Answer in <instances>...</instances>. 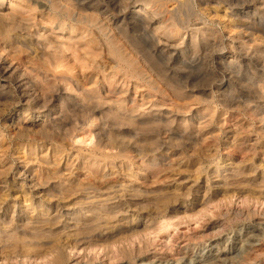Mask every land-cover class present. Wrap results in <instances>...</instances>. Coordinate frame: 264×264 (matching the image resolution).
I'll use <instances>...</instances> for the list:
<instances>
[{
  "label": "rangeland",
  "instance_id": "374dc122",
  "mask_svg": "<svg viewBox=\"0 0 264 264\" xmlns=\"http://www.w3.org/2000/svg\"><path fill=\"white\" fill-rule=\"evenodd\" d=\"M87 1L100 10L108 8L115 34L99 20L89 33V27L74 20L51 33L50 0H42L44 10L26 0L2 6L6 12L33 16L37 25L32 29L56 42L82 37L77 50L61 46L65 67L58 71L77 77L85 89L95 81L91 96L98 102L62 101L68 125L54 130L57 144L18 138L9 124L15 113L9 110L0 120V174L12 175L27 165L34 176L51 174V185L59 176L82 181L86 170L110 173L109 184L100 183L103 192L97 194L115 193L120 203L115 205L118 198L111 201L109 212L117 218L108 229L89 236H108L111 253L104 256L101 248L87 244L67 250V264H128L122 250L131 253L135 264H234L244 260L252 245L264 247V0ZM138 4L145 12L131 19ZM110 40L135 63L138 75L127 73L111 55ZM178 86H186L184 95L173 91ZM114 91L123 92L118 99L125 98L126 107L136 110L133 115H158L163 121L143 128L121 122L108 113L109 102L103 99ZM185 126L194 127L197 137L170 135ZM116 129L124 136L118 145L131 147L130 154L113 158L112 170L104 169L103 162L91 165L98 130L108 138ZM222 159L223 168H217ZM109 186L113 188L104 190ZM81 194L77 190L61 201L62 221L54 226L59 241L47 240L52 246L48 259L70 239L67 213L80 207ZM228 211L250 217L225 224ZM167 223L170 227L161 230ZM252 264H264V251Z\"/></svg>",
  "mask_w": 264,
  "mask_h": 264
},
{
  "label": "bare ground",
  "instance_id": "6f19581e",
  "mask_svg": "<svg viewBox=\"0 0 264 264\" xmlns=\"http://www.w3.org/2000/svg\"><path fill=\"white\" fill-rule=\"evenodd\" d=\"M13 2L15 3V0H0V120L2 116L5 117L9 110L13 109L15 117L9 119V124L14 127V134L18 138L47 139L48 143L57 144L59 136L54 134V130L68 125L65 118L66 110L62 101H71L73 105H76L75 101L77 99L81 101L88 100L89 103H96L95 101H97L93 100L95 98L91 96L92 88H95V81L91 83V87L85 89L77 77L71 78L63 70L58 71V69L65 67L66 55L64 54V48L61 46L66 43L67 46L77 50L79 42L83 38L68 36L65 42H56L51 38H47L44 33L39 34L32 29L37 25L33 16L24 17L19 12L2 10L4 3L10 5ZM26 2L39 9H45L46 7L42 0H26ZM50 3L51 8L50 13L47 14V23L50 26L48 30L51 33L54 30H64V22L73 20L76 24L89 27V31H87L89 33L99 20L105 21L109 31L115 34L112 27H110L111 17L106 6L103 10H100L95 7V4L87 0H50ZM18 6L27 9L25 5L20 6L19 4ZM145 8L140 4L136 5L135 9L131 11V19H134V16L140 17L145 12ZM73 13L76 15L75 19L70 18ZM82 29L85 32L83 27ZM45 31L47 32V29ZM59 37L62 38L60 35ZM115 41L117 42L116 39ZM107 47L118 63L126 67L127 73L138 75L135 63L122 54L115 42L110 40ZM129 52L137 58L140 57L132 50ZM28 56L30 57L29 61L22 60L23 57ZM88 78L91 81L93 79L92 76ZM184 88L178 86L173 88V91L177 95H184L186 93ZM121 93L123 92L114 91L104 94L105 103L109 102L107 103L109 105L107 111L110 115L115 116L121 122L124 120L129 121L131 125L138 128L163 121L161 120L162 117H158V115L153 116V119L133 115L136 110L126 107L127 101L125 98L118 99V95ZM112 98H117V100ZM190 124L192 123L187 125ZM193 129L194 127L185 126L170 135H175V138L180 139L193 135L191 137L194 138L197 137V133ZM98 131V139L93 153L90 155L93 162L91 165L103 162L104 169L105 166H110V170H112L114 167L110 163L111 160L116 157H123V154H130L129 148L131 147L118 145L119 138L124 137L121 134L122 130L116 129L113 132L111 130V136L108 138H103L104 136H101L100 130ZM152 137L149 136L148 138L153 139ZM106 150H115L116 153L112 156L106 154ZM134 155L137 160H141L142 157L138 152H134ZM43 163L47 164L46 161ZM223 163L224 160L217 168H223ZM217 168L216 172L218 171ZM86 173L82 181L64 180L59 176L54 180L56 182L51 185V182H49L52 179L51 174L47 173L46 178L34 176L27 165L18 166L12 175L8 173L0 174V264H67L68 253L66 251H78L80 247L87 244L93 245L99 250L101 248L104 256L111 253L109 246L105 244L108 236H89V234L93 231L102 232L108 229L110 222L117 218L115 213L109 212L111 208L109 205L112 204L111 201L118 197L115 193L113 195L109 193L104 198H102V195L97 194V192H103L102 187H97L100 183L105 182L103 186L109 184L110 173L104 175L103 171L91 172L90 170H86ZM94 182L97 183L94 184ZM112 188L113 186H109L104 190ZM77 190L83 193L81 194L82 202H80V207L74 209L72 213H67L69 216L66 218L72 224L70 226V239L61 242L60 247H56L57 251L48 259L47 253L50 252L49 247L51 246V242L48 241L54 237L56 239L57 235L59 236L55 232L54 226L62 221V212H60L62 206L60 203ZM119 203L118 198L115 205ZM101 213L104 214L101 215ZM249 217V213L239 214L228 211L225 214L224 222L227 224L236 219H248ZM170 225V223L165 224L161 230H167ZM224 226L222 224L217 228L218 233L223 232ZM128 231L130 230L128 229ZM56 241H59V238ZM252 246L248 251L250 253L246 254L244 260L234 264H252L259 254L264 251L263 245ZM120 252L122 258L128 264H135L131 253L125 250ZM135 254H139V250H135ZM83 257H87V255L85 254ZM216 262H219V260ZM213 264L221 263L214 262Z\"/></svg>",
  "mask_w": 264,
  "mask_h": 264
}]
</instances>
